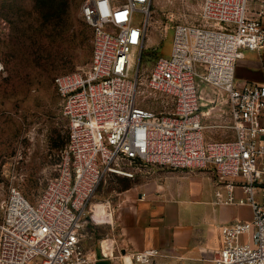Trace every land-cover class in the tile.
Here are the masks:
<instances>
[{"label": "built area", "instance_id": "2783aa9c", "mask_svg": "<svg viewBox=\"0 0 264 264\" xmlns=\"http://www.w3.org/2000/svg\"><path fill=\"white\" fill-rule=\"evenodd\" d=\"M200 1V23L178 24L171 56L158 58L145 76L140 61L152 0H86L92 60L53 81L67 143L36 203L16 188L2 203L0 264H96L86 242L89 204L101 183L154 168L211 171L229 193L227 205L252 212L250 221L222 228L213 258L167 264H264V83L239 85L235 76L245 53L264 52V0ZM147 99L168 101L173 110L155 112L143 105ZM225 107L229 121L221 127L232 137L207 139L206 118ZM112 247L105 254L101 243L102 258L126 264ZM129 254L134 264L162 256L155 248Z\"/></svg>", "mask_w": 264, "mask_h": 264}, {"label": "rangeland", "instance_id": "374dc122", "mask_svg": "<svg viewBox=\"0 0 264 264\" xmlns=\"http://www.w3.org/2000/svg\"><path fill=\"white\" fill-rule=\"evenodd\" d=\"M85 2L0 0V214L2 203L14 188L31 203L37 202L66 146L68 123L53 81L88 66L92 60L94 31L82 15ZM200 4V0H152L150 28L140 61L145 76L158 58L171 56L178 24L200 23ZM133 64L131 76L139 64L138 54ZM168 103L147 99L143 105L158 113H169L173 105ZM218 111L205 120L209 140L232 137L231 131L221 127L229 121L227 107ZM199 173L197 169L154 168L135 178L106 177L89 204L93 232L86 242L87 249L97 250L101 256L102 241L115 237L124 240L122 229L132 223V210L148 205L171 203L165 210L168 221L181 226L184 233L194 230V234L202 235L216 213L210 203L213 187L220 186L212 172L207 175L214 186L204 184L207 178ZM174 188H178L175 196ZM263 197L260 191L258 200L264 202ZM228 198H222V204H227ZM97 204L112 215L113 223L107 215L95 214ZM97 264L111 263L100 260Z\"/></svg>", "mask_w": 264, "mask_h": 264}, {"label": "crops", "instance_id": "0c3cea01", "mask_svg": "<svg viewBox=\"0 0 264 264\" xmlns=\"http://www.w3.org/2000/svg\"><path fill=\"white\" fill-rule=\"evenodd\" d=\"M235 76L239 85L264 83V52L245 53V57L237 64ZM200 171L199 174L207 178L204 184L213 185L211 177L207 175V172L211 171ZM213 188V199L210 203L214 206L216 213L202 235L194 234L192 232L194 230H186L191 232L184 233L181 226L168 221L165 216L166 205L171 204L168 203L156 207L141 206L137 210H132V223L122 229L124 234L121 237L125 239L116 240L115 237V239L105 240L115 243V255L121 261L124 257L130 256V254L124 255L125 252H139L148 248L160 250L162 256L158 264L176 263L181 260L197 261L203 257L213 258L222 247V228L240 220L250 221L252 218V212L248 207L222 204V198L229 197L227 189L223 186ZM175 189L178 188L173 189V196L176 195ZM236 196L241 197L239 191H236ZM110 222L113 223L112 215ZM95 251L98 262L107 260L113 264L110 260L103 259L97 250Z\"/></svg>", "mask_w": 264, "mask_h": 264}, {"label": "bare ground", "instance_id": "6f19581e", "mask_svg": "<svg viewBox=\"0 0 264 264\" xmlns=\"http://www.w3.org/2000/svg\"><path fill=\"white\" fill-rule=\"evenodd\" d=\"M94 208H95V211H94L95 214H97L99 216H106L107 215V217L109 219H111V215L108 214L107 212H105V208L103 205L97 204V205H94ZM102 243H103V252L105 254H111L112 250H113V247H112L113 242L111 240H104ZM123 260L126 264H134L131 255L124 257Z\"/></svg>", "mask_w": 264, "mask_h": 264}]
</instances>
